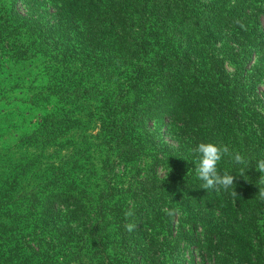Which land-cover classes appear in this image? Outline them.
Here are the masks:
<instances>
[{
	"label": "trees",
	"instance_id": "obj_1",
	"mask_svg": "<svg viewBox=\"0 0 264 264\" xmlns=\"http://www.w3.org/2000/svg\"><path fill=\"white\" fill-rule=\"evenodd\" d=\"M25 1L27 17L0 10V43L11 48L15 25L27 21L58 62L80 66L79 75H69L50 95L48 122L65 133L99 124L96 135L82 137L75 164L97 146H110L114 156L104 167L93 165L90 190L55 172L45 180L48 194L35 198L41 215L33 226L43 264H264L258 196L264 184L256 170L264 159L257 90L264 78V0ZM201 142L245 157L244 165L228 156L217 164L221 174L244 170L234 181L237 197L231 188H202L192 151ZM117 163L133 165L128 190L119 196L115 187L98 188L112 179ZM170 209L177 214L166 215ZM129 210L134 214L126 217ZM7 216L1 206L0 264H15L23 248L7 232ZM128 223L136 229L128 232Z\"/></svg>",
	"mask_w": 264,
	"mask_h": 264
},
{
	"label": "rangeland",
	"instance_id": "obj_2",
	"mask_svg": "<svg viewBox=\"0 0 264 264\" xmlns=\"http://www.w3.org/2000/svg\"><path fill=\"white\" fill-rule=\"evenodd\" d=\"M0 4L2 13L12 12L14 8L23 17L27 14L25 0H17L13 8L11 0H0ZM25 23L26 26L15 25L12 40L16 42H13L11 48L8 47L10 43H0V207L8 211L5 221L11 230L7 232L14 235V241L23 248L15 264L20 263L22 257L35 258L36 253L39 257L29 264H43L42 254L36 250V245H40L39 234L36 231L38 237H35L33 226L36 227L35 223L40 222L41 215L39 202L35 198H43L48 194L43 192L45 180L55 172L59 179L67 178L75 187L81 184L83 191L90 190L87 179L91 178L93 165L101 164L104 167L102 162L107 159L111 161L114 156L109 151L110 146H97L91 150L89 157L84 156L81 162L74 163L82 137L96 135L100 129L99 124L95 125L94 131L92 126L87 132L54 131L47 114L54 109L51 107L50 95L56 93L57 88L61 87L60 83L65 82L69 75H79L80 66L74 69L58 62L53 57V46L45 47L37 32L27 26V21ZM259 28L264 33V15L260 16ZM227 71L230 74L236 73L235 66H228ZM64 89L66 103L71 102L73 99L68 96V87ZM257 90L264 104V78ZM62 106L59 105L62 110L76 113L74 107L68 104ZM131 166L117 163L111 173L112 179L107 181V185L101 180L98 188L107 190V186L115 187L116 195L125 194L132 175L129 171ZM163 174L161 171L160 175ZM35 186L37 194L31 198L30 189ZM20 228L23 230L20 231ZM58 260L62 262L61 257ZM63 264L72 263L65 260Z\"/></svg>",
	"mask_w": 264,
	"mask_h": 264
},
{
	"label": "clouds",
	"instance_id": "obj_3",
	"mask_svg": "<svg viewBox=\"0 0 264 264\" xmlns=\"http://www.w3.org/2000/svg\"><path fill=\"white\" fill-rule=\"evenodd\" d=\"M236 23L245 29V25L239 20ZM246 30V29H245ZM192 151L198 154V158L195 162V172L197 177L203 181L202 188L205 190L211 189L215 192H220L224 190L227 192L230 188L233 189L230 195L235 198L237 193L234 190V181L237 176L244 177V170L241 169L239 175L234 176L229 172L225 171L223 174L219 173L217 170V164L225 156H228L230 160L236 165H244L246 163L245 157L239 152L231 151L226 145H217L215 143H199ZM256 170L261 173L259 182L264 184V159H260L257 162ZM258 196L261 200H264V188H259ZM166 215L174 216L177 214V209L165 210ZM134 213L129 210L125 213L126 217H131ZM128 232H132L136 229V225L128 223L125 225Z\"/></svg>",
	"mask_w": 264,
	"mask_h": 264
}]
</instances>
